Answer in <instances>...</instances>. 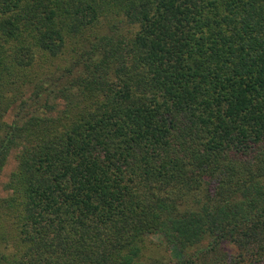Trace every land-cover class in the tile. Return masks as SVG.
Instances as JSON below:
<instances>
[{
  "label": "trees",
  "instance_id": "trees-1",
  "mask_svg": "<svg viewBox=\"0 0 264 264\" xmlns=\"http://www.w3.org/2000/svg\"><path fill=\"white\" fill-rule=\"evenodd\" d=\"M12 152L0 264H264V0H0Z\"/></svg>",
  "mask_w": 264,
  "mask_h": 264
},
{
  "label": "rangeland",
  "instance_id": "rangeland-1",
  "mask_svg": "<svg viewBox=\"0 0 264 264\" xmlns=\"http://www.w3.org/2000/svg\"><path fill=\"white\" fill-rule=\"evenodd\" d=\"M15 152H12L10 156L8 157L7 163L0 171V197L6 196L7 192L4 190L3 186L8 180V176L10 172L14 169L16 162L14 160ZM149 240H152L153 243H156L157 240L155 238H150Z\"/></svg>",
  "mask_w": 264,
  "mask_h": 264
}]
</instances>
